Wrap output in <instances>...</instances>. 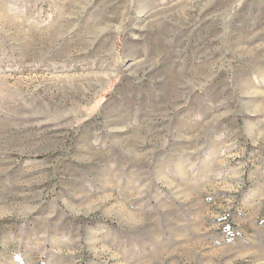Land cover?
Here are the masks:
<instances>
[{"label": "rangeland", "instance_id": "rangeland-1", "mask_svg": "<svg viewBox=\"0 0 264 264\" xmlns=\"http://www.w3.org/2000/svg\"><path fill=\"white\" fill-rule=\"evenodd\" d=\"M0 264H264V0H0Z\"/></svg>", "mask_w": 264, "mask_h": 264}]
</instances>
